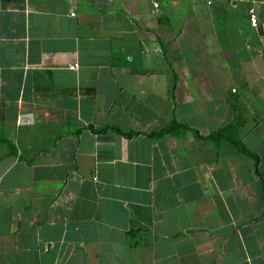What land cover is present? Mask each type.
Instances as JSON below:
<instances>
[{
	"label": "crops",
	"instance_id": "1",
	"mask_svg": "<svg viewBox=\"0 0 264 264\" xmlns=\"http://www.w3.org/2000/svg\"><path fill=\"white\" fill-rule=\"evenodd\" d=\"M257 168L264 0H0V264H264Z\"/></svg>",
	"mask_w": 264,
	"mask_h": 264
},
{
	"label": "trees",
	"instance_id": "2",
	"mask_svg": "<svg viewBox=\"0 0 264 264\" xmlns=\"http://www.w3.org/2000/svg\"><path fill=\"white\" fill-rule=\"evenodd\" d=\"M177 129H182V131L192 130L197 136L201 138H205V139H211L217 144H219L223 139H226L232 142L241 152H244L254 157L257 165L259 163V159H260L259 155L247 148L243 140L238 136L235 126L233 124L226 126L218 131L212 132L209 135H204L199 130L192 129L191 127L186 126L185 124L173 122L169 124L166 128H164L161 132L156 133V135H163V134L170 133V132H176ZM125 134L130 135L131 133H125ZM257 171L259 172V175H260L263 187H264V176L260 172L259 168H257Z\"/></svg>",
	"mask_w": 264,
	"mask_h": 264
},
{
	"label": "built area",
	"instance_id": "3",
	"mask_svg": "<svg viewBox=\"0 0 264 264\" xmlns=\"http://www.w3.org/2000/svg\"><path fill=\"white\" fill-rule=\"evenodd\" d=\"M110 1H115V0H110ZM164 1H176V0H152L154 7L156 9H160L163 6ZM72 15H75V12H72ZM250 18H251V23L253 26H258L259 20H258V16L256 13L255 8H251L250 10ZM71 68H76L78 67V64H72L70 66Z\"/></svg>",
	"mask_w": 264,
	"mask_h": 264
}]
</instances>
